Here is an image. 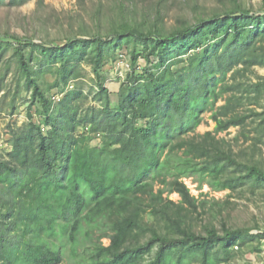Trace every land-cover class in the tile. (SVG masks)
I'll use <instances>...</instances> for the list:
<instances>
[{
  "label": "trees",
  "instance_id": "1",
  "mask_svg": "<svg viewBox=\"0 0 264 264\" xmlns=\"http://www.w3.org/2000/svg\"><path fill=\"white\" fill-rule=\"evenodd\" d=\"M255 37L264 41V9L241 6L166 33L128 21L106 34H72L60 43L0 32L13 44L31 102H40L44 117L34 122L29 115L15 133L9 159L0 157V264H221L254 239L253 251H260L264 231L191 230L187 213L197 208V199L183 180L197 176L199 186L213 190L234 189L245 179L264 181V170L253 165H242L243 174L226 172L239 163L218 133L240 126L246 115L235 112L234 95L216 105L233 89L224 81L228 71L240 63L264 65ZM128 38L143 44L150 67L139 74L130 70L114 104L100 81L99 107H81L73 101L75 90L55 103L31 72L35 48L65 63L66 74V64L92 47L100 80L103 47ZM202 46L182 71L170 68L173 57ZM137 59L131 53V66ZM207 110L214 129L200 133ZM79 127L87 131L78 133ZM95 136L100 143L93 145Z\"/></svg>",
  "mask_w": 264,
  "mask_h": 264
},
{
  "label": "rangeland",
  "instance_id": "2",
  "mask_svg": "<svg viewBox=\"0 0 264 264\" xmlns=\"http://www.w3.org/2000/svg\"><path fill=\"white\" fill-rule=\"evenodd\" d=\"M121 4L123 7H120ZM237 6L259 13L264 9V0H1L0 32L60 43L72 34L96 31L106 34L115 24L128 21L144 30L156 29L166 33ZM208 37L204 46L211 42V37ZM5 40L0 39V157L9 159L15 133L22 132L29 115L34 122H41L44 117L40 112V102H31L30 89L25 85V77L13 55V44ZM255 41L254 48H264V41L260 42L259 37H255ZM204 46L173 57L169 61L170 68L182 71L188 59ZM93 51L92 47H88L81 59L66 64L69 67L65 74V63L59 59L51 61L48 55L40 54L35 48L30 69L41 90L49 98L54 96L55 103L67 91L75 90L78 93L73 101L81 107H99L98 81L108 89L114 104L122 83L129 79L130 70L139 74L150 67L144 56L143 44L128 38L120 45L113 43L103 47L98 80L93 71ZM131 53L138 55L133 66ZM151 58L156 61L155 57ZM192 62L195 63L194 59ZM225 80L233 89L225 90L216 105L234 95L237 98L235 112L246 115L240 126L218 133L225 140L224 147L230 149L232 158L239 163V166L231 164L226 172L243 174L245 168L242 165L264 170V65L240 63L227 72ZM210 114L208 110L202 113L198 132L214 129ZM47 127L44 126L45 129ZM85 131L83 127L77 129L78 133ZM99 143V136L92 138L91 144ZM183 180L197 199V208H190L187 213V225L191 230L204 233L206 227L213 226L219 233H222L223 227L264 231V181L245 179L234 189L213 190L206 183L199 186L197 176H187ZM169 197L176 201L180 199L176 193L169 194ZM3 211L0 203V218ZM160 227L165 230L163 224ZM102 241L108 243L107 238ZM260 241V251H253L258 239L247 241L229 262L221 264H264V238ZM78 250L80 252L81 246ZM61 264L72 262L63 261Z\"/></svg>",
  "mask_w": 264,
  "mask_h": 264
}]
</instances>
